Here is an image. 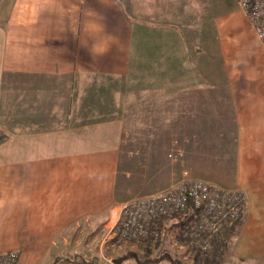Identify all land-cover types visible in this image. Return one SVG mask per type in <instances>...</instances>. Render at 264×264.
Here are the masks:
<instances>
[{
	"label": "crops",
	"instance_id": "0c3cea01",
	"mask_svg": "<svg viewBox=\"0 0 264 264\" xmlns=\"http://www.w3.org/2000/svg\"><path fill=\"white\" fill-rule=\"evenodd\" d=\"M197 23L163 0H0V252L82 255L133 176L188 170L247 196L204 264H264V42L243 10Z\"/></svg>",
	"mask_w": 264,
	"mask_h": 264
},
{
	"label": "built area",
	"instance_id": "2783aa9c",
	"mask_svg": "<svg viewBox=\"0 0 264 264\" xmlns=\"http://www.w3.org/2000/svg\"><path fill=\"white\" fill-rule=\"evenodd\" d=\"M259 38L264 42V0H239ZM5 136L0 133V145ZM179 150L170 154L178 156ZM247 204L239 189H227L193 177L188 170L167 189L124 202L116 220L108 225L106 239L114 245L143 243L154 248L162 242L165 230H176L189 247L210 252L224 233L238 224ZM111 224V223H110ZM175 235V234H174ZM17 251L0 252V264H17ZM62 264H121L75 259Z\"/></svg>",
	"mask_w": 264,
	"mask_h": 264
},
{
	"label": "rangeland",
	"instance_id": "374dc122",
	"mask_svg": "<svg viewBox=\"0 0 264 264\" xmlns=\"http://www.w3.org/2000/svg\"><path fill=\"white\" fill-rule=\"evenodd\" d=\"M163 6L165 10L186 11V14L195 18L197 24H200V22L207 24L216 31L235 25L240 11L243 10L239 0H163ZM164 177L159 175L150 176L146 173L133 176L132 183L125 192L127 196L124 202L165 190L177 180L164 188L149 192V189L156 187ZM115 220L116 217L109 225H112ZM107 226L101 228L98 238L80 241L82 245V248L78 250L82 254L80 256L103 263L111 259L117 260L121 264H157L162 254L168 253L179 264H204L203 259L215 249L213 248L211 252H201L191 248L180 238L176 230L174 231L175 235L172 231L170 232V227V229L164 231L162 244L152 249L143 243L114 245L112 241L106 239L109 230ZM62 257L67 258V256ZM51 260L52 257L47 256L39 264H48ZM160 264H172V262L164 260Z\"/></svg>",
	"mask_w": 264,
	"mask_h": 264
},
{
	"label": "trees",
	"instance_id": "16d2710c",
	"mask_svg": "<svg viewBox=\"0 0 264 264\" xmlns=\"http://www.w3.org/2000/svg\"><path fill=\"white\" fill-rule=\"evenodd\" d=\"M237 228H238V224L230 229L229 236H227V238H226L227 240H229V238L232 237L236 233ZM227 243L228 242L226 241L225 244H227ZM161 244H162V242L159 245H161ZM80 258L83 260H86V261H91V262L95 261V259L87 258V257L80 256V255L67 256V258H63L62 256H57L55 261H54V264H62L63 262L73 261L75 259H80ZM164 260H168V261L172 262V264H179L178 261H176L171 255H168V253L162 254V257H160L158 262L161 263Z\"/></svg>",
	"mask_w": 264,
	"mask_h": 264
}]
</instances>
